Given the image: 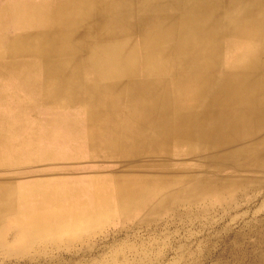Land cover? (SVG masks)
<instances>
[{
    "label": "bare ground",
    "instance_id": "6f19581e",
    "mask_svg": "<svg viewBox=\"0 0 264 264\" xmlns=\"http://www.w3.org/2000/svg\"><path fill=\"white\" fill-rule=\"evenodd\" d=\"M63 1L35 14L28 9L7 28L0 15V191L12 197L0 218L28 216L0 223L1 255L60 241L65 233L85 240L114 213L148 218L170 202H210L223 221H233L239 216L231 215L234 202L242 207L261 199L252 212L258 239L231 248L236 264H264V0H184L207 16L179 17L181 26H198L190 25L189 38L181 40L180 33L178 41L167 24L140 38V19L128 23L121 16L137 5L133 0H101L95 16L82 10L85 0ZM151 1L138 12L145 14ZM105 14L109 25L100 26ZM88 23L94 26L89 31L67 30ZM9 90L12 101L5 97ZM39 99L47 100L42 105L48 111L35 115ZM83 138L89 161L102 156L118 166L85 173L79 177L84 188L65 186L59 193V184L72 182L65 177L68 167L80 168ZM37 167L44 180L27 175ZM33 182L34 208L43 201L57 208L61 200L70 206L91 200V207L30 214L22 189ZM111 255L116 260L100 264H119L118 253Z\"/></svg>",
    "mask_w": 264,
    "mask_h": 264
},
{
    "label": "rangeland",
    "instance_id": "374dc122",
    "mask_svg": "<svg viewBox=\"0 0 264 264\" xmlns=\"http://www.w3.org/2000/svg\"><path fill=\"white\" fill-rule=\"evenodd\" d=\"M60 1L64 2L63 0ZM96 1L101 3V0ZM133 1L137 5H133V7H130L131 9L129 11L121 13V16L123 21L128 23L132 19L135 21L137 17L140 19L138 22L140 23L141 29L137 30L140 38L142 36H148V33H150L152 30H158L160 28L163 29V27H165L164 25L167 24L169 26H166L165 28H171L169 31L171 30L172 35L175 34V30L177 31V41L180 38V33L182 36L181 40H183L187 36L189 38L190 32L193 30V26L191 29L190 25L195 24V26H198V24L194 22L190 25L185 24L187 27L181 26L183 23L179 24V17H187L190 19L187 20V22H190L191 20L193 21L195 17H198V15L201 16L203 14L207 16L206 12H202L198 9V7H195L197 5L195 2H193L191 5L190 3H184V0H160L157 1L156 4L149 2L150 7L148 8L147 12L143 14V12H138V10H142L139 6L142 3L148 2V0ZM57 2H59V0H41L33 3L29 2L27 6L34 5L39 7H48L53 3L56 4ZM169 4L171 6L176 4L177 8L176 6H173L174 11H170L167 7ZM177 10L179 13L176 15ZM19 15L20 14L18 13L17 15L13 14L6 15L5 17L2 16L4 24L9 26L11 24L10 22L13 21L12 26H14L13 23L18 21ZM174 15L178 17V19L173 18ZM208 16L211 18H217L219 15L210 14ZM103 17L105 19L100 22V26L109 25L107 21V19H109L108 14H105ZM143 18L145 19L143 20ZM222 27L223 25H220V28ZM2 82L4 81L0 80L1 85L3 84ZM4 92L5 94H8L5 96L6 98L10 96L9 100H14L11 98L14 96V91L9 90ZM17 93L20 95L22 94V92ZM46 102L47 100L45 99H39L37 106L38 108L35 109V115H37L40 110L41 113H46V111H48V107H44L42 105ZM48 104L50 105L51 103ZM51 105H54V103ZM38 120L44 121L41 120L40 117ZM34 121L35 120H33V122ZM86 129V126L82 128L83 131H86ZM87 141V138L82 139L81 148L79 150L80 153H77L80 157V168L76 170L75 168L74 170H70V167H68L69 169L65 171V177L68 178V180L71 179L72 182L62 183V188L60 186L61 184H59V193H63L62 190L65 189V186L84 188L85 183L79 181V177L85 175V173L98 170L102 171L103 174L109 168L118 166L116 163H109V159L103 158L102 156H97V158L94 159L95 162L89 161L87 155L91 151ZM70 145H72V143H70ZM61 147H64V145ZM95 165L98 167L95 168ZM56 166L59 168V165ZM56 166H54L56 169L55 171H60ZM38 170H40L39 167H37V172L35 171L27 175H37L36 173L39 172ZM41 170L49 171L52 169L43 168ZM33 178L36 180H44V177L41 175H37ZM61 178H63V176ZM32 184H34V182L28 183L27 186L22 189V191H24L22 192L23 196L25 198H30L28 199L29 202L27 200L29 207L26 208L27 210L29 209L28 212L30 214H34L36 212L44 213L50 210L63 213L67 210L75 208L88 210L91 207V200L86 202V204H82L83 206H77V203H73L72 201L71 202L74 204V206H70L69 203L66 201L63 202L61 200L60 204H63L57 208L54 206L52 207L47 201H43V206L40 208H34L33 203H31L30 200L32 199V196L36 194L37 189L32 188ZM93 184L94 183L92 180L87 186V189H90V185ZM8 194L9 193L0 191V208L4 207L6 210H9L11 207L8 206V204L10 203L12 197L8 196L7 198ZM250 194L252 195L253 193ZM44 195L48 198H51L50 189H44ZM83 195L85 197H89L88 193H83ZM261 195H264V190L259 194V196ZM225 202L226 200L224 201L223 199H219L216 203L223 205ZM242 204L243 206L241 207V203L239 201L234 202L233 206L236 210L231 212V215L239 216L233 221H228L227 218L225 221H223L224 217L221 216V212H219L218 209L214 211L212 209V203L210 202L200 204L195 202H184L182 204L177 201L170 202V204L166 205L159 214L148 218H144L141 214L138 215L137 213L130 217H124L114 213L112 216H109L106 219L105 225L99 224V227L96 230L91 231L87 237H84L86 238L85 240L80 239L76 232L73 234L65 233L60 237V241L33 244L25 251L19 252L16 255H12V257L9 258L3 257L0 253V264H100L103 260H107L110 257L116 260L115 256L111 255L113 253H118V256L121 258L117 261L119 264H129V262L138 264H236V253L234 254L231 246L234 244H242L241 246L243 249L244 246L246 247V245H252L258 239L255 226L253 225L256 217L252 216V212L261 205V199L258 202L254 201L250 203H246L244 201ZM244 211L246 214L240 216V214L242 212L244 213ZM22 214L25 213H13L5 215L0 218V223H6L16 217H19L24 221L28 220V216L20 217L23 216ZM62 216L64 215L62 214ZM226 221H228L227 224H229L230 229L228 232H223L222 228L225 226ZM214 222L219 223L217 224L216 229L212 227V230L209 228L207 230L204 227L203 233L201 232V226H207L208 224L210 225V223L214 225ZM101 225L102 227H100ZM14 229H19V226H14L13 230L11 229L9 232L11 236L8 237L6 242H9L10 244L16 242L15 238L17 233L15 234ZM75 234L76 236H73ZM123 258H126L127 261H122Z\"/></svg>",
    "mask_w": 264,
    "mask_h": 264
},
{
    "label": "crops",
    "instance_id": "0c3cea01",
    "mask_svg": "<svg viewBox=\"0 0 264 264\" xmlns=\"http://www.w3.org/2000/svg\"><path fill=\"white\" fill-rule=\"evenodd\" d=\"M36 1H38V0H12V1L11 0H0V15L1 16L13 15V14H18V12H19V14L24 15V13H26L29 10H32V13L31 12H27V13H31V14L38 13L39 10H40L39 6H34V5L27 6V4L29 2L33 3V2H36ZM39 1H41V0H39ZM70 1L73 2L75 0H70ZM65 2L68 3L69 1L66 0ZM151 2L154 3V4L157 3V1H155V0H152ZM86 6H87L88 9L86 8V10H85ZM85 7L82 10H84L86 14L88 13V15L91 14V15L95 16V14H98L99 12L102 11V10L99 9V3L96 0H85ZM20 10H21V12H20ZM88 11H90V12H88ZM83 20L84 19H82V22H83ZM78 21H80V23H81V19L80 20L78 19ZM71 26L72 27L67 28V30L89 31V30H91L94 27L92 23H88L86 25L87 27H85V28L74 27L73 25H71ZM4 27H6V25ZM80 145H81V143H80Z\"/></svg>",
    "mask_w": 264,
    "mask_h": 264
}]
</instances>
